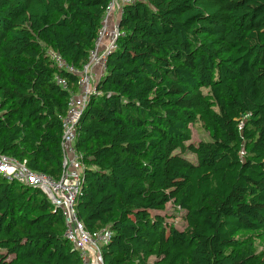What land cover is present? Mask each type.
<instances>
[{"label": "trees", "instance_id": "obj_1", "mask_svg": "<svg viewBox=\"0 0 264 264\" xmlns=\"http://www.w3.org/2000/svg\"><path fill=\"white\" fill-rule=\"evenodd\" d=\"M108 1L0 0V154L59 178L77 77L48 50L80 69ZM118 27L75 139L77 216L112 232L103 264H264V0H134ZM63 232L39 190L0 175V264H80Z\"/></svg>", "mask_w": 264, "mask_h": 264}, {"label": "built area", "instance_id": "obj_2", "mask_svg": "<svg viewBox=\"0 0 264 264\" xmlns=\"http://www.w3.org/2000/svg\"><path fill=\"white\" fill-rule=\"evenodd\" d=\"M133 1L121 0V3L117 0L108 1L96 31L93 48L80 69L67 63L55 51L48 50L52 63L58 69L77 77V89L69 92L66 111L61 117L62 157L59 178L55 179L48 174L31 170L24 161L0 154V175L7 181L36 188L53 208L61 211L64 222L63 237L77 251L80 264H103L102 248L109 243L112 232L108 228H103L90 233L77 216L75 203L84 180V165L82 155L75 148L76 124L89 98L96 95L95 85L104 73L107 56L116 49L117 40L124 35L118 27L123 7ZM115 10L118 18H112ZM54 80L63 88L66 86L64 79L56 76Z\"/></svg>", "mask_w": 264, "mask_h": 264}, {"label": "rangeland", "instance_id": "obj_3", "mask_svg": "<svg viewBox=\"0 0 264 264\" xmlns=\"http://www.w3.org/2000/svg\"><path fill=\"white\" fill-rule=\"evenodd\" d=\"M189 130H190V140L189 142H192V143H197L201 140H207L208 139V136H207V133L206 131L202 128L201 124L199 122H196L195 124L193 125H189ZM185 156L190 159V160H194V156L191 155V154H185ZM165 212L166 213H175L176 211L173 210V208L167 204L165 206ZM175 220H174V223L178 226V227H181L182 224H183V220L182 218L180 217L179 213L176 212L175 215ZM172 221V220H170ZM257 246H260L262 245V243L260 242H257L256 243ZM151 262V260H150Z\"/></svg>", "mask_w": 264, "mask_h": 264}, {"label": "crops", "instance_id": "obj_4", "mask_svg": "<svg viewBox=\"0 0 264 264\" xmlns=\"http://www.w3.org/2000/svg\"><path fill=\"white\" fill-rule=\"evenodd\" d=\"M117 2L121 3V0H117ZM118 16L119 15H118L117 11L115 10L114 13L112 14V18H114V17L118 18Z\"/></svg>", "mask_w": 264, "mask_h": 264}]
</instances>
